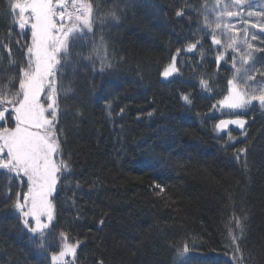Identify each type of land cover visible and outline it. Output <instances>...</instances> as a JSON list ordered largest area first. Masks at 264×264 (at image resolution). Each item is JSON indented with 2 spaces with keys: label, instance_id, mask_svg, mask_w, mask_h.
Instances as JSON below:
<instances>
[{
  "label": "trees",
  "instance_id": "trees-1",
  "mask_svg": "<svg viewBox=\"0 0 264 264\" xmlns=\"http://www.w3.org/2000/svg\"><path fill=\"white\" fill-rule=\"evenodd\" d=\"M217 1L87 0L91 31L54 77L68 165L51 198L54 227L41 249L14 209L27 184L0 171V264H52L61 232L81 242L69 264H264V109L220 114L236 74L264 83V31H254L251 48H228L212 25ZM11 5L0 0V96L9 100L31 45ZM173 57L178 74L164 78ZM237 116L248 119L245 131L217 130L218 120Z\"/></svg>",
  "mask_w": 264,
  "mask_h": 264
},
{
  "label": "snow or ice",
  "instance_id": "snow-or-ice-1",
  "mask_svg": "<svg viewBox=\"0 0 264 264\" xmlns=\"http://www.w3.org/2000/svg\"><path fill=\"white\" fill-rule=\"evenodd\" d=\"M246 2L247 0H232V4H225L224 9L226 11L230 6L240 7ZM11 6L13 10H19L20 28H24L27 23L25 13H30L29 18L33 22L30 25L31 45L27 47L29 59L27 67L20 69L19 88L10 100L6 96H0V124L8 119L15 123L13 128L0 127V171L12 174L20 184H27L28 190L23 193L22 201L21 193H16L14 209L23 217L24 227L34 238H39V247L44 249L46 235L54 227V206L49 197L53 196L61 176L68 169L67 162L62 158L57 163V157H62V152L56 130L57 88L54 77L63 67L62 61L68 55L70 45L84 34L85 29L91 31L92 6L87 0H71L70 5L69 0H12ZM176 15L179 17L183 12L178 11ZM226 15L235 17L240 13L226 11ZM222 18L223 13L218 19ZM252 26L264 31V25ZM232 27L234 26L216 24V28L222 30ZM228 39L231 42L227 47L238 51L235 36L229 35ZM212 43L219 46L221 40L213 35ZM194 48L196 45L192 44L187 51ZM175 60L173 57V62L163 69L161 75L164 78L178 74ZM224 60L223 52L216 56L218 64ZM233 67L235 68V63ZM236 71L239 73L240 70ZM261 77L264 80V73H261ZM235 79L227 81L228 95L220 104L228 109H245L253 102H258L264 108V83L256 81L255 76H248L245 83H261V87L254 88L252 93L241 92ZM200 85L203 89L209 88L207 81L201 80ZM42 94L46 96V103L41 101ZM181 98L186 103L191 102L188 95ZM5 104H10L11 107H4ZM230 123L242 129L246 122L220 121L216 127L223 130ZM235 225L242 233L243 224L239 218L235 220ZM60 239L64 242L59 252L51 254L52 264H69L66 257L75 258L81 242L69 243L70 237L65 232L60 233ZM238 239L237 236L232 237L234 243ZM235 250L239 251L238 244H235ZM188 251V246L185 245L182 251L177 250V257L183 260Z\"/></svg>",
  "mask_w": 264,
  "mask_h": 264
},
{
  "label": "rangeland",
  "instance_id": "rangeland-1",
  "mask_svg": "<svg viewBox=\"0 0 264 264\" xmlns=\"http://www.w3.org/2000/svg\"><path fill=\"white\" fill-rule=\"evenodd\" d=\"M232 4V0H219V2H216L215 9L213 11L214 17L212 18V25H215V29L219 32L224 34V37H227L228 39L229 35L235 36V43L236 45L244 44L246 48H248V45L251 44V41H253V37H255V30H261L260 27H253L252 25H264V0H247V2L240 6V7H228L226 11H234L239 12V16L235 17H228L226 15V11L224 9V5ZM223 13V18L218 19V17ZM249 13H252V15H249ZM20 15V14H19ZM30 13H25V19L27 20V27L31 30V23L33 22L30 18ZM220 23L221 25H232L234 27L228 28L225 30L217 29L216 24ZM245 29L247 30V35H245ZM247 41V43H245ZM231 42V41H230ZM242 57V53H240V58ZM177 74H174L172 77L176 76ZM247 79V75L242 74H236V80L237 82L241 81V87L239 89L241 92H249L252 93V90L254 88L258 89L261 87L258 83L250 84L245 83V80ZM238 84V83H237ZM41 101L43 103H46V96L44 94L41 95ZM256 104H259L258 102H253V104L249 105L245 109H228L222 107L220 110V114L226 115V116H233V115H240L245 114L249 108L255 106ZM264 109V108H262ZM60 162V157H57V163ZM54 194V193H53ZM52 197H49L51 201ZM70 257H66V260Z\"/></svg>",
  "mask_w": 264,
  "mask_h": 264
},
{
  "label": "water",
  "instance_id": "water-1",
  "mask_svg": "<svg viewBox=\"0 0 264 264\" xmlns=\"http://www.w3.org/2000/svg\"><path fill=\"white\" fill-rule=\"evenodd\" d=\"M225 108H227V107H225ZM234 120H242V121H245L246 123H245V126H244V128H240L238 125H236V124H228V126H227V128H225V129H223V130H220V129H217L219 132H222V133H226V132H228V131H230L231 129H237V130H239L240 132H243V131H245L246 130V128L248 127V124H249V121H248V119L247 118H245V117H241V116H237V117H228V118H221L220 120H218V122H217V124L220 122V121H234ZM216 124V125H217ZM217 128V127H216Z\"/></svg>",
  "mask_w": 264,
  "mask_h": 264
}]
</instances>
